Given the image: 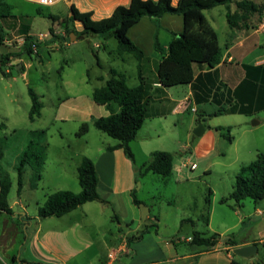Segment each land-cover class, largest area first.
<instances>
[{
    "label": "rangeland",
    "instance_id": "374dc122",
    "mask_svg": "<svg viewBox=\"0 0 264 264\" xmlns=\"http://www.w3.org/2000/svg\"><path fill=\"white\" fill-rule=\"evenodd\" d=\"M254 1L262 4L264 14V0ZM7 2L11 6V16L0 19L3 39L22 33L25 26L38 34L48 32L51 26L59 29L65 25L63 14H59V20H51L47 5L28 0ZM223 8L218 5L203 10L209 22L214 18L213 26L222 50L225 49L223 40L230 32L224 26ZM259 38L264 40V35ZM22 44L23 40L16 39L4 42L0 44V53L17 51ZM36 50L38 55L21 54L12 60L14 65L20 61L22 70L9 65L8 76L0 73V145L3 151L0 166L11 180L7 201L12 204L14 212H19L21 205L30 215L57 190L79 192L77 167L82 158L96 160L100 149L118 143L93 125L95 118L109 115L111 108L117 107L116 103L109 106L95 103L91 98L93 89L104 85L105 79L111 76V69L124 74L128 86L138 83L136 58L130 53H118L117 40L113 37L90 35L72 40L70 34L65 33L64 38L41 40ZM258 54H264V48H256L251 57ZM28 87L36 92L42 103L40 114L33 119L29 118L31 100ZM258 115L263 122L255 125V115H218L206 124L208 130L200 136L193 132L200 124L198 113L189 109L182 113L166 112L152 123L147 119L138 136L129 142L133 160L125 157L127 165L123 166V181L129 180L131 192L141 201L138 207L130 209L123 200V216L129 217L128 224L123 222V233L135 235L142 224L150 222L146 220L149 215L153 218L151 222L157 225L158 236L163 240L178 241L176 246L182 251L198 247L186 240L194 232L203 236L216 233L221 240L229 235L236 239L264 237V214L255 212L257 208L264 212V199L254 202L245 198L237 203L230 197L236 172L242 165L253 161L258 151L264 150V111ZM83 123L87 124V131L79 134ZM216 123L229 126V132L227 129L217 131L212 126ZM148 124H151L150 128H147ZM25 149L29 155L23 186L18 192L14 166ZM156 151H167L172 155V171L167 177L143 171L144 162H148ZM191 163L196 164L194 169H190ZM83 206L103 231L110 223H107V217L114 212L119 216L121 211L114 208L113 212L103 200L89 201ZM81 211L78 207L61 218L53 216L50 222L67 224ZM6 219L19 223L20 218L0 215V227ZM111 223L116 225L117 221L113 219ZM18 226L21 229L22 225ZM18 245L17 242V254L20 253ZM257 245L256 257L262 258L264 245ZM93 248L83 247L77 259L89 258ZM220 252L224 264H230L227 252ZM228 253L235 260L249 264L247 258L235 255L232 250ZM130 256L123 255V260ZM260 264H264V260Z\"/></svg>",
    "mask_w": 264,
    "mask_h": 264
},
{
    "label": "crops",
    "instance_id": "0c3cea01",
    "mask_svg": "<svg viewBox=\"0 0 264 264\" xmlns=\"http://www.w3.org/2000/svg\"><path fill=\"white\" fill-rule=\"evenodd\" d=\"M5 1L7 2V0ZM176 1L172 0L173 3ZM128 2L129 0H55L47 7L50 8L48 14L51 20H59L61 17L59 14H63L62 18L69 28L80 30L82 28L80 21L76 18L71 21L73 9L78 12H91V18L97 20L109 16L116 6L127 5ZM221 6L224 7L222 11L225 17L224 26L230 31L228 37L223 40L225 49L222 50L221 60L213 67L194 65L193 79L187 84L162 86L157 80L156 72L158 62L167 53L168 43L183 29L180 14L165 13L157 18L142 17L127 29V37L143 53L140 76L144 85L146 101L144 122L150 119L149 123H152L153 119L169 111L182 113L189 109L198 113L197 120L203 124L204 133L208 130L206 124L218 116H208V114L221 106L236 109V111L223 114L245 117L255 115L257 120L253 121L254 125L263 122L258 114L264 111V54L252 57L251 54L256 48H264V40L259 38V35H264V33L258 28L264 14L258 23H256V15L252 14L245 22H239V27L231 28L227 22L226 13L234 11L236 5L231 3ZM205 19L215 31L219 44V36L213 26L214 18L211 22L207 20L206 16ZM65 33L67 34L64 26L59 29H54L51 26L48 32L38 34L32 32L30 28L28 29V34L37 37L40 41L64 38ZM23 36V33H16L13 37L7 36L3 39V43L13 39L23 40ZM97 46L99 45L97 44ZM18 63L19 68H16V64L15 69L20 71L22 63L20 61ZM238 108H246L247 112L251 114L243 113ZM117 109L118 107L113 110ZM243 122L246 123V120ZM150 126L151 124H148L147 128ZM212 126L215 128L226 127L225 124L218 123ZM229 141L231 142V136ZM125 157L121 147L112 150L105 147V149H100L99 157L92 160L97 173V190L104 200V204L109 205L113 212L114 208L121 210L119 216L114 212L112 216L107 217V223L109 221L110 223L104 231L96 224L94 217L83 208L85 203L78 206L82 211L74 214L76 216L71 217V221L59 225L50 222L53 216L36 219L37 209L40 205L36 207L35 213L30 215L21 205L20 211L14 212L12 204L7 201L13 213L2 212L0 215H8L14 219L20 218V224L14 221L9 222L6 219L0 227V264H19L21 259L45 264H224L221 250L227 252L226 257L230 263L232 256L228 252L234 247L256 244L258 248L257 244L264 245V237H238L239 243L234 246H226L223 239H220L210 249L198 246L182 251L176 246L178 241L163 240L158 236L157 225L151 222L153 218L149 215L146 216V220L151 222L148 223L150 225L148 231L139 240L127 243L128 235L123 233V222L128 224L129 217L123 216V200L127 208L132 209L138 206L133 203L129 180L123 181V166L127 165ZM70 212L66 214H70ZM255 212L264 214L258 208L255 209ZM113 219L117 221L116 225H112ZM32 223H34L33 231ZM43 223L46 225L43 226ZM18 225H22L21 229ZM62 236L66 237V240ZM188 238L189 236L186 239L187 242H189ZM17 242L19 243V254L15 253ZM79 246H83L84 249L94 247L91 256L84 260L77 259L78 254L83 251V247ZM133 253L134 255L130 256ZM123 255L130 257L123 260ZM247 259L251 264L258 258L255 254L252 258Z\"/></svg>",
    "mask_w": 264,
    "mask_h": 264
},
{
    "label": "trees",
    "instance_id": "16d2710c",
    "mask_svg": "<svg viewBox=\"0 0 264 264\" xmlns=\"http://www.w3.org/2000/svg\"><path fill=\"white\" fill-rule=\"evenodd\" d=\"M231 3L236 5L234 11H227L226 13V19L231 28L239 27V22H245L252 14L256 15V23L262 19V4H258L254 0H177L176 3H173L172 0H129L127 5H118L109 16L97 20L91 18V12H78L73 9L71 21L76 18L80 21L82 28L75 30L72 27L69 28L67 23H65L64 28L67 35L73 33L75 38L90 35H100L104 38L113 37L117 40L118 53H130L134 55L138 62L139 83L137 85L128 86L125 75L115 69H111V76L105 79L104 85L95 87L91 93V98L95 103L108 106L111 103H116L118 107L116 111L111 108L109 115L100 116L93 120V125L97 129L118 141L113 146H107L108 150L121 147L125 156L133 160L129 142L136 137L146 117L145 90L142 77L140 76V63L143 59V53L127 37V29L142 17L157 18L165 13L180 14L182 16L183 29L168 43L167 53L158 62L156 72L157 80L162 86L187 84L193 79L194 65L213 67L219 63L222 57V49L218 44L217 35L207 23L203 10ZM10 9L11 6L5 0H0V19L11 16ZM28 29L29 26H25L22 31L24 34L23 44L19 50L0 53V73L4 77L10 74V66L15 67L14 64H9L13 59L19 58L21 54L38 55L36 47L40 46L41 41L37 37L28 34ZM18 31H20V27ZM0 44H3L1 34ZM99 79L103 80V77ZM28 94L31 100L29 118L33 119L40 114L42 103L31 87H28ZM238 110L243 113H250L247 112L246 108H238ZM231 111H236V109L221 106L208 114V116L220 115ZM225 129L229 132L230 127H216V130L219 131ZM85 131H87V124L83 123L80 126L79 134ZM28 155V151L26 149L23 150L17 165L14 166L17 172L18 192L23 186V174ZM2 156L3 151L0 145V160ZM172 159L171 153L167 151L153 152L149 161L143 164V171L144 173L151 171L162 177H167L172 171ZM77 176L81 190L79 192L57 190L49 194L44 202L38 206L36 219H45L51 216L59 217L83 203L103 200L97 190V173L90 158H82L77 167ZM10 187L11 180L9 175L0 166V213H13L7 202ZM131 196L134 204L138 205L141 203L133 192H131ZM230 197L237 203L245 198H250L254 202L264 199V150L258 151L253 161L242 165L236 172ZM206 201L208 202V197H206ZM149 227V224H143L135 235L126 238L127 243L139 240L148 231ZM220 239V236L216 233L210 236H203L199 232H194L189 242L210 249ZM222 241L226 246H234L239 243L233 235L225 237ZM13 259L16 258L13 257ZM261 260H264V258H258L251 264H260ZM230 263L242 264L233 257L230 259ZM19 264L45 263L21 259Z\"/></svg>",
    "mask_w": 264,
    "mask_h": 264
},
{
    "label": "water",
    "instance_id": "95a60500",
    "mask_svg": "<svg viewBox=\"0 0 264 264\" xmlns=\"http://www.w3.org/2000/svg\"><path fill=\"white\" fill-rule=\"evenodd\" d=\"M70 37L72 40L75 38L73 33H70ZM18 66H19V63L17 64L16 68H19ZM203 130H204V127L200 123L194 128L193 132L195 135L200 136L203 133ZM232 252L235 255H238L240 257L252 258L257 252V246L256 244H246L242 246H236L232 249Z\"/></svg>",
    "mask_w": 264,
    "mask_h": 264
},
{
    "label": "built area",
    "instance_id": "2783aa9c",
    "mask_svg": "<svg viewBox=\"0 0 264 264\" xmlns=\"http://www.w3.org/2000/svg\"><path fill=\"white\" fill-rule=\"evenodd\" d=\"M28 1H32V2H36L37 4H40V5H50L52 4L55 0H28ZM259 30L261 32L264 33V17L262 19V21L260 22L259 24ZM97 45V44H96ZM35 50V49H34ZM194 110V109H192ZM196 167V164L195 163H191L190 164V169H194Z\"/></svg>",
    "mask_w": 264,
    "mask_h": 264
}]
</instances>
